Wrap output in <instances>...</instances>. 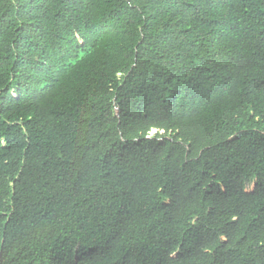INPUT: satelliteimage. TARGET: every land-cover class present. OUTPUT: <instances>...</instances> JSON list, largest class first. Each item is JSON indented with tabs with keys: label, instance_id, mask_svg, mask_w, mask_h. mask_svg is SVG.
<instances>
[{
	"label": "trees",
	"instance_id": "1",
	"mask_svg": "<svg viewBox=\"0 0 264 264\" xmlns=\"http://www.w3.org/2000/svg\"><path fill=\"white\" fill-rule=\"evenodd\" d=\"M0 264H264V0H0Z\"/></svg>",
	"mask_w": 264,
	"mask_h": 264
},
{
	"label": "rangeland",
	"instance_id": "2",
	"mask_svg": "<svg viewBox=\"0 0 264 264\" xmlns=\"http://www.w3.org/2000/svg\"><path fill=\"white\" fill-rule=\"evenodd\" d=\"M153 132V131H152ZM252 188H253V185H251L250 187H249V190H252Z\"/></svg>",
	"mask_w": 264,
	"mask_h": 264
}]
</instances>
